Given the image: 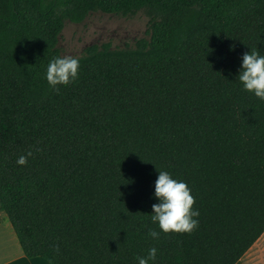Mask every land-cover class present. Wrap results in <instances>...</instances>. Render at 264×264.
<instances>
[{
	"label": "trees",
	"instance_id": "obj_1",
	"mask_svg": "<svg viewBox=\"0 0 264 264\" xmlns=\"http://www.w3.org/2000/svg\"><path fill=\"white\" fill-rule=\"evenodd\" d=\"M95 11L141 12L147 35L87 45L50 87L65 22ZM250 49L264 55V0H0V209L24 254L236 264L264 233V99L236 77ZM160 170L186 181L191 231L152 221Z\"/></svg>",
	"mask_w": 264,
	"mask_h": 264
},
{
	"label": "clouds",
	"instance_id": "obj_2",
	"mask_svg": "<svg viewBox=\"0 0 264 264\" xmlns=\"http://www.w3.org/2000/svg\"><path fill=\"white\" fill-rule=\"evenodd\" d=\"M79 57L75 55H57L49 59L44 73L50 87L68 84L78 76ZM242 87L255 96L264 99V55L256 49L241 54L240 66L236 74ZM27 155H31L28 153ZM26 162V156L18 157L17 163ZM153 195L156 202L152 203L151 219L158 223L159 229L168 231H191L198 223V209L192 208L194 198L190 194L186 181L174 178L166 170L158 171L154 181ZM148 234L156 238L159 232L150 228ZM157 253L155 246L147 249L146 255L136 257L138 264H149Z\"/></svg>",
	"mask_w": 264,
	"mask_h": 264
},
{
	"label": "rangeland",
	"instance_id": "obj_3",
	"mask_svg": "<svg viewBox=\"0 0 264 264\" xmlns=\"http://www.w3.org/2000/svg\"><path fill=\"white\" fill-rule=\"evenodd\" d=\"M145 35L147 17L141 12L127 17L95 11L80 22L67 20L60 34L58 46L61 55L79 56L91 43L108 42L112 47H123L133 45L137 38Z\"/></svg>",
	"mask_w": 264,
	"mask_h": 264
},
{
	"label": "crops",
	"instance_id": "obj_4",
	"mask_svg": "<svg viewBox=\"0 0 264 264\" xmlns=\"http://www.w3.org/2000/svg\"><path fill=\"white\" fill-rule=\"evenodd\" d=\"M264 233L236 264H262L264 261ZM0 264H50L42 257L28 258L21 247L18 237L8 220L6 213L0 209Z\"/></svg>",
	"mask_w": 264,
	"mask_h": 264
}]
</instances>
